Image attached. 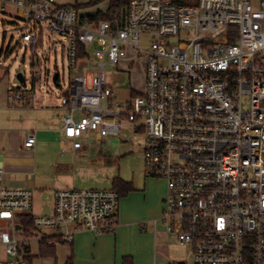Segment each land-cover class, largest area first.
I'll return each mask as SVG.
<instances>
[{
	"label": "built area",
	"instance_id": "1",
	"mask_svg": "<svg viewBox=\"0 0 264 264\" xmlns=\"http://www.w3.org/2000/svg\"><path fill=\"white\" fill-rule=\"evenodd\" d=\"M0 2V12L11 3L33 20L22 35L33 51L38 27L67 40L77 74L60 102L62 131L76 152L83 137L104 141L144 128L148 175L167 184L160 218L192 247L189 264H264V0H130L97 22L58 0ZM133 48L146 53V89L122 102L104 66ZM36 140L31 131L25 145ZM3 174L0 167V181ZM120 199L115 189L60 188L53 213L34 216V224L68 240L84 229L113 231ZM32 204L30 189L0 186V264H31L21 251L44 235L25 230L23 241L17 219Z\"/></svg>",
	"mask_w": 264,
	"mask_h": 264
},
{
	"label": "rangeland",
	"instance_id": "2",
	"mask_svg": "<svg viewBox=\"0 0 264 264\" xmlns=\"http://www.w3.org/2000/svg\"><path fill=\"white\" fill-rule=\"evenodd\" d=\"M85 2L86 0L80 1L82 4ZM5 6L7 11L0 13V70H6V75L1 81H10L11 91H21L24 95L32 91L34 87L37 98L42 95L49 96L58 105L62 97L69 94L71 80L77 74L76 70L70 66L67 40L45 26L38 27L40 44L37 51H33L22 35L34 29L35 23L28 17L19 15L15 5L5 3ZM107 6L104 3L91 6L83 4L80 11L82 14H93L100 9H107ZM36 56L39 57L38 64L35 63ZM90 64L96 69L95 57ZM36 67H38V77L35 75ZM79 67L80 70L85 68L82 64ZM19 72H22L26 78L24 83H20L17 78ZM56 72L60 74V81L57 82L53 79ZM104 73L107 85L113 90V98L122 102H131L136 94L146 89L145 51L129 49L128 55L121 57L118 63L107 61ZM18 86L21 87L18 88ZM145 140V129L140 126L123 129L121 135L111 136L104 141L91 139L90 145L87 142L86 147L83 148V151H86L83 156L72 157L80 165V170L77 171L79 179L76 187L115 189L116 178L133 183L134 192L137 195L133 196L130 201L123 199L127 196H122L120 208L124 203L125 220L130 224L127 225L128 232L125 239L127 249L131 252L129 255L133 256L135 264H154L155 261L161 264H174L182 258L189 264L192 262V247L181 243L175 235H169L168 255H164L161 249L156 250L149 246V240L143 236L150 230H154L153 219H150L151 214L149 213L151 199L158 197L159 193L161 195L167 193L166 181L156 179L158 184L155 194H148L147 199L142 195L146 188V180L151 178L147 171ZM51 202V198L49 200L40 199L38 204L42 210L37 211L34 207L27 212L38 215L46 214L52 208L53 203ZM117 214L118 212L116 218H118ZM0 224L4 223L0 222ZM160 225L162 229L165 227L163 222ZM36 231L41 236L49 234L51 228L42 227L37 228ZM17 234L23 241L27 238L25 228L19 229ZM27 243L30 244V248L26 249V252L21 251V254L25 255L31 264H55L53 257L40 254L37 240L27 241ZM74 256L76 260V253ZM92 259L94 256H91L90 252L83 257L81 264H99Z\"/></svg>",
	"mask_w": 264,
	"mask_h": 264
},
{
	"label": "crops",
	"instance_id": "3",
	"mask_svg": "<svg viewBox=\"0 0 264 264\" xmlns=\"http://www.w3.org/2000/svg\"><path fill=\"white\" fill-rule=\"evenodd\" d=\"M80 1L58 0L61 4L73 6L77 4L75 7L79 14L87 18L98 11L106 12L109 8L108 0L94 4L90 3V0H86L83 3L86 6L101 3L108 6L107 9H100L93 14H82L80 8L83 4ZM5 11H7L6 6L5 10L1 12ZM5 75L6 70H0V167L4 170L0 186L30 189L33 194L32 209L35 207L37 211L42 210L38 204L40 199L49 200L51 198L53 205L50 212L41 214L51 215L54 209L55 192L58 189H81L76 187L79 179L77 171L80 170V165L72 157L83 156L86 152L83 151V148L86 146L84 145L82 150L79 149L76 152L73 148V141L63 134V119L67 110L61 107L60 103L56 105L51 97L45 95L37 98L34 87L26 95L21 91H16L22 93L23 97H12V94L16 92L11 91L10 81H1ZM20 87L18 86V88ZM31 131L36 133L37 140L34 147H27L25 141ZM83 141L88 142L86 137H83ZM157 184L158 181L154 178L146 180V188L142 194L145 199L148 194L156 192ZM134 190L124 196L127 198L122 196L121 198L126 201L132 200L133 196L137 195ZM165 194L167 193L165 192ZM165 197L166 195L159 193L158 197L151 199L149 213L151 214L150 219H153L154 230H150L143 236L149 240V246L156 250L161 249L164 255H168L167 242L170 234L164 229L165 227L163 229L159 227L162 223L160 217L164 211ZM123 206L124 203H122V208H120L121 205L119 206L117 224L113 232L97 233L90 229H84L77 231L71 242H57L55 264H58V261L60 264H64L72 252L76 253L74 264H81L83 257L90 252L91 256H94L92 260H95L96 263L122 264L123 257L131 253L127 249L128 245L125 239L128 232L127 225L130 224L126 223ZM24 213L38 215L33 212ZM17 221L18 226L22 225L19 218ZM45 235H53L52 229L49 234ZM36 240L39 243V238H33L31 241ZM154 264L161 263L155 261Z\"/></svg>",
	"mask_w": 264,
	"mask_h": 264
},
{
	"label": "trees",
	"instance_id": "4",
	"mask_svg": "<svg viewBox=\"0 0 264 264\" xmlns=\"http://www.w3.org/2000/svg\"><path fill=\"white\" fill-rule=\"evenodd\" d=\"M103 0H90V3H98ZM109 1V8L106 12L98 11L97 13L90 15L88 18L97 22L102 19H108L111 20L115 17L117 14L119 8L125 4H127L130 0H108ZM172 3L178 4V5H186V4H195L197 0H170ZM68 5V4H64ZM77 6V4H75ZM115 189L120 193L121 196H125L130 191L134 190L135 187L133 186V183L126 181L121 178H116L115 180ZM21 224L23 227H25V230L29 232H36L37 226L34 224V216L29 213H21L18 216ZM57 242H71V240H68L64 238L61 235H45L41 238L39 241V247H40V254L45 256H51L54 259H57L56 255V243ZM74 253L67 258L66 262L64 264H74ZM122 264H135L134 258L131 255H126L122 259Z\"/></svg>",
	"mask_w": 264,
	"mask_h": 264
},
{
	"label": "water",
	"instance_id": "5",
	"mask_svg": "<svg viewBox=\"0 0 264 264\" xmlns=\"http://www.w3.org/2000/svg\"><path fill=\"white\" fill-rule=\"evenodd\" d=\"M57 77H58V72H56V73L54 74V76H53V79H54L55 82H57ZM17 78H18V80L20 81V83H24V82L26 81V78H25V76L23 75L22 72H19V73L17 74Z\"/></svg>",
	"mask_w": 264,
	"mask_h": 264
}]
</instances>
